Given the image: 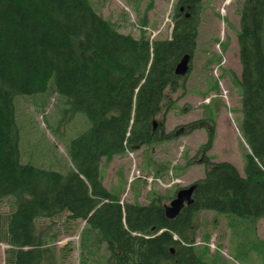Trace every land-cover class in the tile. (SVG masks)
Returning a JSON list of instances; mask_svg holds the SVG:
<instances>
[{"label": "trees", "instance_id": "16d2710c", "mask_svg": "<svg viewBox=\"0 0 264 264\" xmlns=\"http://www.w3.org/2000/svg\"><path fill=\"white\" fill-rule=\"evenodd\" d=\"M201 1L176 0L170 36L150 39L144 29L138 38L120 32L90 0H0V202L10 203L0 212L5 264L54 263L37 221L63 214L84 220L81 232L92 236L90 246L93 240L96 246L105 243L106 264H207V248L195 241L201 211L227 215L228 223L233 216L245 229L264 217V0H242L236 32L238 127L249 147L244 174L228 161H208L211 126L196 152L204 176L192 183V202L173 218L164 207L178 189L152 192L147 203H120L100 175L102 159L212 121L206 109L184 132H159L163 122L156 120L173 107L170 94L183 85L185 76L174 67L196 48ZM51 88L69 113L83 111L90 123L70 138V164L61 168L35 161L33 150L38 165L20 160L14 118L18 95Z\"/></svg>", "mask_w": 264, "mask_h": 264}, {"label": "rangeland", "instance_id": "374dc122", "mask_svg": "<svg viewBox=\"0 0 264 264\" xmlns=\"http://www.w3.org/2000/svg\"><path fill=\"white\" fill-rule=\"evenodd\" d=\"M90 2L122 33L138 38L144 29L150 39L170 36L176 0ZM241 2L201 1L197 51L191 68L183 85L170 94L175 102L173 107L164 118L161 114L156 116L158 122H163V129L159 132H184L192 128L193 122L205 116L206 109L212 121L201 124L202 128L172 135L162 142L136 150L127 149L109 161L102 159L100 175L103 184L119 194L121 203L134 200L147 203L152 192L168 194L202 178L205 166L200 161L202 154L196 152L206 142L211 126L214 127V138L205 153L208 161H228L237 167L241 175L244 174L249 147L238 128L240 93L234 82L241 70L236 39ZM209 57L211 62L207 64ZM201 65L205 66V70H201ZM211 102L217 103L213 105L217 110L212 108ZM14 118L20 160L28 162L31 159L30 150H33L35 161L44 164L53 162L52 166L59 168L70 164L66 153L70 138L90 124L83 111L69 113L67 103L52 88L30 96L18 95L14 101ZM34 160L30 162L38 165ZM137 172L152 173L159 181L149 182L144 180V176L134 178ZM172 180L175 181L173 184ZM9 208L8 200L0 202V212ZM229 217L230 223L227 215L209 210L199 213L195 241L198 246L207 248L204 260L207 264H264V217L256 220L254 227L246 229L238 222L239 219ZM66 219V214H63L37 221V232L42 235L45 246L51 247L55 257L52 264H106L108 251L105 243L96 246V240H93L90 246L88 241L92 236L81 232L84 220ZM81 235L86 236L84 240ZM64 246L69 249H63ZM7 248L8 244L0 241V264H5ZM38 264L51 263L41 260Z\"/></svg>", "mask_w": 264, "mask_h": 264}, {"label": "water", "instance_id": "95a60500", "mask_svg": "<svg viewBox=\"0 0 264 264\" xmlns=\"http://www.w3.org/2000/svg\"><path fill=\"white\" fill-rule=\"evenodd\" d=\"M189 14L187 13L186 16ZM189 59L190 55L188 53L184 54L180 60L176 63L174 67V73L178 76H184L189 69ZM153 129L156 126V121H152ZM194 184L182 187L177 190L175 196L170 200L168 204L165 205V214L168 218L175 217L184 205H188L192 202V193L194 189Z\"/></svg>", "mask_w": 264, "mask_h": 264}, {"label": "flooded vegetation", "instance_id": "af4514ba", "mask_svg": "<svg viewBox=\"0 0 264 264\" xmlns=\"http://www.w3.org/2000/svg\"><path fill=\"white\" fill-rule=\"evenodd\" d=\"M188 8H189V7H188ZM182 10H183V7H180V11H182ZM196 51H197V43H196V48H195V50H194L192 53L189 54V55H190V59H189V68H191L192 60H193V57H194V54H195ZM206 61H207V64H209V63L211 62V58H210V57L207 58ZM204 65H206V64L204 63ZM204 65H201L202 67L200 66V67H201V70H205V66H204ZM206 66H207V65H206ZM189 70H190V69H189ZM188 72H189V71H188ZM212 90H214V89H212ZM211 100H212V99H211ZM213 100H214V99H213ZM213 100H212V101H213ZM211 104H212V102H211ZM216 104H217V103L214 102V103L212 104V108L217 110V107H215V108L213 107V105L216 106ZM240 114H241V113H240ZM240 116H241V115H240ZM239 120H240V118H239ZM205 123H206V122L201 121L200 125H201V124H202V125H205ZM207 124H208V123H207ZM238 125H239V121H238ZM200 127L202 128L203 126H200ZM238 128H239V127H238Z\"/></svg>", "mask_w": 264, "mask_h": 264}, {"label": "built area", "instance_id": "2783aa9c", "mask_svg": "<svg viewBox=\"0 0 264 264\" xmlns=\"http://www.w3.org/2000/svg\"><path fill=\"white\" fill-rule=\"evenodd\" d=\"M136 176H144V179L145 180H148L149 182H154L155 180H158L159 181L158 178L156 179L152 175L141 174L139 172H137L136 174H134V177H136Z\"/></svg>", "mask_w": 264, "mask_h": 264}]
</instances>
